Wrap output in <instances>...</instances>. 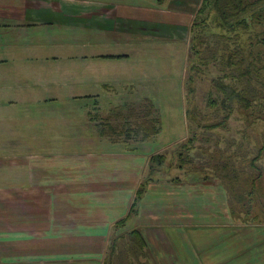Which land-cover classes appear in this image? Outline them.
<instances>
[{
	"label": "crops",
	"instance_id": "crops-1",
	"mask_svg": "<svg viewBox=\"0 0 264 264\" xmlns=\"http://www.w3.org/2000/svg\"><path fill=\"white\" fill-rule=\"evenodd\" d=\"M75 2L0 0V18L11 22L2 29L9 35L24 33L28 26L41 29L53 24L63 30L61 35L68 36L74 35L73 24L77 20L89 24L98 17L103 21L97 23V27H91L92 30L86 26L88 35L99 29V34L93 33L101 35L102 44H91L88 39L80 44L75 40V47L83 48L82 52L71 51L70 60H65L67 69L60 67L59 73L65 79L59 80L57 73L51 80V84L59 87V95L53 92L51 98H68L72 102L70 109L67 112L58 108L28 109L18 123L0 124V264H102L114 236V224L128 215L147 174L151 155L161 153L158 152L160 149L156 152L141 149L149 147L156 136L142 139L124 133L125 138L114 137L92 121L89 112L87 121L75 123L76 100L87 97L97 102L96 99H105L106 95L87 91L91 83L103 82L101 77L109 73V67L101 58L119 60L117 58L128 56L122 51L117 52L116 48L100 51L99 48L121 45L117 41L104 43L107 39L102 35L115 37L122 32L131 35L133 29L147 30L155 25L146 20L149 15L143 8L116 5L117 0H100L102 5L98 10L91 6H76ZM94 11L99 16H93ZM157 23L166 26L163 28L180 26L173 20ZM72 41L57 37L51 40L53 45L59 46L69 45ZM20 43L12 41L0 46L1 50L6 47L0 57V83L8 79L5 78L8 74L5 67L15 66V57L19 55L9 52L24 51L25 56L27 46ZM39 45L40 41L30 46L33 47L31 52ZM95 47H98L97 53ZM11 57L14 63H11ZM119 67L122 71L115 70L109 81L115 76H131L132 71H125V65ZM66 85L72 90L68 96L64 95ZM110 101L106 99L105 103ZM130 105L126 106L128 112H131ZM109 118L106 116L100 121L111 123L107 121ZM117 123L109 125L123 126L122 119ZM176 171L166 172L164 176L159 173L150 181L138 212L128 218L120 232L139 228L148 241V248L153 243L158 244L157 260L167 256L161 247L169 244L176 254L175 242L185 239L194 244L195 252L188 256L180 251L179 256L182 253L185 258L184 261L179 259L181 264H191L187 262L192 260L191 257L195 264H218L203 252L208 247L203 243L212 235L222 234L225 238L236 224L237 213L230 201L228 187L218 178V183L196 186L186 179L197 180L195 172L187 173L181 168ZM197 187H203L202 192L210 190L214 193L209 196L207 192L209 198L200 197L202 192L197 193L200 195H197L200 198L197 202ZM221 188L222 195L214 197L217 195L214 189ZM185 228H190L191 237H182L181 230ZM208 232L209 235H205ZM254 237L257 239L256 235ZM262 260L257 262L255 257H249L242 264H264ZM155 264L160 263L156 261Z\"/></svg>",
	"mask_w": 264,
	"mask_h": 264
},
{
	"label": "rangeland",
	"instance_id": "rangeland-1",
	"mask_svg": "<svg viewBox=\"0 0 264 264\" xmlns=\"http://www.w3.org/2000/svg\"><path fill=\"white\" fill-rule=\"evenodd\" d=\"M75 1L76 6L79 4L84 7L91 6L94 9L102 5L100 0ZM201 4L202 0H117L116 5L143 8V12L149 15L146 20L152 21L155 25H151V28L149 27L147 30L140 28L135 29V31L133 29L131 35L124 32H122V35L115 37L102 35L107 39L104 43L117 41L121 45L99 48L100 51L105 52L108 49L110 51V49L116 48L117 52L122 51V54H128V56L117 58L119 60L101 58L104 61L103 63L109 67V73L101 77L103 82L91 83L87 91L106 95L105 99H96L97 102L93 98L87 97L76 100L74 102L75 123H83L91 115L92 121L99 122L103 117L108 116L110 118L107 121L117 125V122L127 116V107L130 104H134L136 110H138V107L149 98L161 112L163 129L150 141L149 147L141 149L153 152L160 149L158 152L166 154L165 164L161 168L159 176H164L166 172H177L176 170L180 169L179 166L177 167L180 164L177 154L185 149L184 144L196 146V149L192 151L194 154L193 164L196 162L202 166L200 167L202 170L194 173V178L197 180H193L191 177L190 179L186 178L188 182H194L196 186L218 183L216 182L217 175L221 172L212 169L215 166L214 163L220 160L222 152L224 153L223 159L231 157L232 164L238 172L244 170L249 173L246 174V177L249 178L251 184L247 185L246 190L249 191L255 188V192L251 197L252 199L250 197L246 199V203L249 202L246 206L233 195L230 197L237 213L236 224L225 238L222 234L220 236H218L219 234L212 235L207 242L203 243V245L208 246L203 252L210 257V260L218 264H242L249 257L250 259L255 257L257 262L263 259L261 261L263 263L264 151L262 152V147L264 145V100H259L254 104V108L258 110L251 117H246L244 111H234L230 117H227L224 109L209 104V92L213 91L214 95L217 94L212 78L219 73V70L215 66L205 67L200 65L195 53V49L200 46V42L195 37L196 34L191 27L194 18L193 13L194 11L196 13ZM92 15L99 16L97 11L92 12ZM7 20L0 18V46H5V44L12 41H21L20 44H25L27 47L25 56L23 55L24 51L9 52L19 55L15 57V63L13 57H11V63H14L15 66L5 67L8 72L5 78L8 79L0 83V124L18 123L22 119V114L28 109H40L41 111L49 108H58L65 111L70 109L72 102L68 98L58 100L51 98L54 96L53 92L59 95L58 85L51 84V80L57 77L56 74L59 73L60 67L67 69L65 60H70L68 55L71 54V51L82 52L83 48L78 49L75 47V40L80 44L84 39L85 41L88 39L91 44L99 46L102 44L100 42L101 35H98L99 29L91 31L88 35L86 33L89 29L86 26L89 25L90 28L97 27L99 25L97 23L103 21H99L98 17H94L89 24L77 20L76 24H73L74 35L67 36L61 35L63 30L60 31L53 24H48V26L41 29L28 26L29 28H25L26 32L24 33L9 35V32L2 29L5 24L11 23ZM10 20L16 23L21 22L20 20ZM171 20L175 24H180V26L172 29L163 28L166 26H160L157 23ZM28 23L25 24L28 25ZM92 29L94 28L90 30ZM204 35L206 36V33ZM55 37L67 41L73 39V41L69 45L67 43L63 46L53 45L51 40ZM102 40L105 39L102 38ZM39 41L40 45L31 52L30 48L33 47L30 46ZM5 48L4 50L0 49V57L4 55ZM95 48L94 51L97 53L98 47ZM28 56L32 59H26ZM57 59H60V61L56 62ZM120 65H125V71H132L131 76H115L109 81L113 72L121 69ZM194 65L199 66L202 72L196 77L195 91L190 93L188 84L189 77L194 73L192 69ZM58 75L59 80L65 79V76H61L60 73ZM106 86H108V89ZM68 92L72 93L71 86L66 85L64 95L68 96ZM106 99L111 101L105 103ZM11 100L14 102H11ZM188 108L198 109V123L187 119L185 112ZM88 112L89 116H86ZM199 124L201 127L198 126ZM211 124L216 126H208ZM118 126L120 130L118 133L113 129V132L108 130L110 132L108 134L125 138L124 132H121L123 126ZM0 135L2 134L0 133ZM193 136H196V138L192 143L189 140ZM211 154H214L215 160H211ZM251 161H255V167L251 165ZM195 166L196 164H194V169ZM149 172L150 165L147 173ZM191 172H194V170H191ZM242 174L245 175V172ZM251 178H255L256 185L252 184ZM247 183L249 184V181ZM202 188L197 187L196 197L197 193L204 190ZM214 191L217 194L214 197L219 198L222 195L223 188L214 189ZM207 192L209 196L210 193H214L207 190L202 192L201 196H198L209 198ZM229 192H231L230 188ZM197 202H200L199 197H197ZM205 229L208 228L205 227ZM181 234L182 237L186 238L192 236L190 228L182 229ZM205 235H209V232ZM255 235L257 239H255ZM119 241L120 243L115 250H113L110 243L106 253V258L108 260L112 258L115 264H155L156 261L160 264H181L179 259L184 261L185 258L182 253L179 256L180 251L188 256L195 252L193 243L181 239L175 242L176 254L171 245L163 244L165 247L161 248L166 250L167 256L157 260L156 252L157 249L160 250L158 244H151L145 250L144 256H138L130 247L126 246V241L123 238ZM191 258L192 260H187V262L195 264L194 257Z\"/></svg>",
	"mask_w": 264,
	"mask_h": 264
},
{
	"label": "trees",
	"instance_id": "trees-1",
	"mask_svg": "<svg viewBox=\"0 0 264 264\" xmlns=\"http://www.w3.org/2000/svg\"><path fill=\"white\" fill-rule=\"evenodd\" d=\"M194 18L191 29L195 32L200 46L195 49L200 65L208 67L209 65L217 67L219 73L212 78V83L217 91L209 92L208 101L210 105L224 109L227 117H230L234 111L245 112L246 117H251L257 112L254 108L259 100H264V0H202L200 8L194 11ZM206 33V36L204 35ZM202 46V47H201ZM121 56V55H120ZM194 73L189 77V92L195 91L196 77L202 72L199 66H192ZM264 105V103H263ZM131 112L122 120L123 130L129 137H141L142 139L157 136L163 129L161 112L156 104L147 99L138 110L134 104L130 105ZM254 111V112H251ZM187 119L198 123V109H187L185 112ZM98 125L106 131L109 129L118 133L119 127H113L106 121H96ZM214 124L208 125L210 127ZM201 127V125H198ZM110 131V130H109ZM196 136L189 141L194 142ZM185 149L178 152L180 168L187 173L202 170L199 163L194 169L193 150L196 146L184 144ZM264 151V145L262 152ZM211 154V160L214 159ZM166 154L155 153L151 155L150 172L141 182L134 201L131 205L128 215L114 224V235L111 239L113 250L119 245L120 239H128L126 246L133 248L138 256H144L148 248V241L139 228L120 232L126 225L127 220L133 214L138 212L140 201L152 181L160 172L165 164ZM222 158V159H221ZM221 158L215 162L212 168L219 173L218 179L230 188V197L233 195L239 202L246 206V199L252 197L255 188L246 190L250 185L249 178L237 171L232 158H224L222 152ZM252 166H256L255 161H251ZM217 172V173H218ZM239 173V174H238ZM244 176L245 178H243ZM253 185L255 178H251ZM243 181V182H242ZM249 181V184L247 183ZM233 186L234 189H233ZM233 189V190H232ZM252 199V198H251ZM232 202V201H231ZM233 204V202H232ZM102 264H115L111 259L104 258Z\"/></svg>",
	"mask_w": 264,
	"mask_h": 264
}]
</instances>
